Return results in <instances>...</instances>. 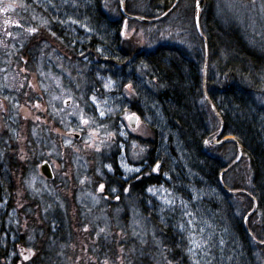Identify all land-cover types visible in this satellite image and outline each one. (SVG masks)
<instances>
[{
    "label": "rangeland",
    "instance_id": "374dc122",
    "mask_svg": "<svg viewBox=\"0 0 264 264\" xmlns=\"http://www.w3.org/2000/svg\"><path fill=\"white\" fill-rule=\"evenodd\" d=\"M32 1L0 0V174L8 168L13 172L11 182L5 181L7 193L1 195L8 202L0 203V227L5 228L10 247L0 248V264H11L13 258L16 264L31 263L43 241L49 249L46 264H174L165 241L155 236L148 219L141 216L142 205L162 213L179 208L178 222L192 264H209L211 254L223 249L228 224L216 211L189 208L165 185L147 186L145 199L134 195L132 184L158 170L143 168L148 157L144 142L151 133L138 114L126 110L133 93L129 86L120 85L124 72L80 49L89 40L95 41L96 48L99 43L86 23L72 17L59 24L63 36H70L67 43L38 9L30 7ZM122 1L125 12L138 18L166 13L161 0ZM195 4L196 0L179 1L161 20L144 23L122 19L118 0H104L107 20L119 23L115 52L131 57L162 45L176 47L198 60L205 84L209 79L216 81L226 60L216 52L210 64L203 50L208 30L205 16L211 13L223 34L236 37L264 57V0H200L198 12ZM68 45L75 47L73 53ZM146 73L144 69L138 74L144 78ZM259 78L262 93L253 97L264 108V70ZM204 96L199 108L211 132L208 142L221 145L218 118ZM223 150L224 156L231 155L228 148ZM239 150L224 182L248 187L247 165L236 166L242 157ZM42 162L49 164L52 180L41 175ZM229 194L231 216L246 227L250 216L242 201L234 198L239 193ZM252 224L260 230L257 218ZM193 240L201 246L195 247ZM250 250L254 264H264V244Z\"/></svg>",
    "mask_w": 264,
    "mask_h": 264
},
{
    "label": "trees",
    "instance_id": "16d2710c",
    "mask_svg": "<svg viewBox=\"0 0 264 264\" xmlns=\"http://www.w3.org/2000/svg\"><path fill=\"white\" fill-rule=\"evenodd\" d=\"M62 1L67 0H34L30 7L38 9L52 24L59 38L62 37L67 43L71 42L69 34L63 36V30L59 29V24L65 18L74 17L88 25L94 33L91 37L99 40L98 47H94L95 41L89 40L81 44L80 49L90 58L94 54L100 62H106L110 67L120 66L124 72L120 85L129 86L133 93L132 100L126 104V110L138 114L151 133V139L144 142L148 147V157L143 168L156 166L158 173L142 177L132 184L131 191L144 198L143 192L147 186L165 185L174 194L180 195L189 208L218 212L229 226L228 235L222 251L211 254L209 264H254L255 257L250 247L264 244V108L257 106L253 94L262 93L259 73L264 70V57L247 48L236 37L231 39L223 34L212 14L207 13L205 19L208 30L203 50H206L210 64L215 61L213 57L216 52H221L226 62L219 67L216 81L209 79L207 86L203 87L198 60L191 58L182 49L162 45L131 57L115 52L119 27L102 14L103 0H68V4ZM70 2H73L74 8L69 5ZM161 2L166 12L175 0ZM76 40L82 41V38ZM67 48L69 53L75 51V47L70 48L68 45ZM144 69L148 76L142 78L139 74ZM116 70L120 71L118 68ZM147 77L150 81L151 78L156 81L148 83ZM203 91L206 92V97ZM202 96L218 118L221 131L218 135L219 142L223 138H229L221 142V145L208 142L211 132L205 113L199 108ZM5 148L4 146L3 150ZM225 148L232 151L231 155L228 153V157L224 156ZM238 149L241 150L242 157L236 166L242 162L247 165L250 175L248 187L224 182L229 171L234 168L231 165L237 161ZM13 165L14 168L18 167ZM12 174L10 168L0 174V203L8 202L1 195L7 193L5 181L9 178L11 182ZM230 191L239 193L234 198L242 201L244 211L250 216L246 227L242 220L232 217ZM194 196L195 202L192 201ZM178 209L162 213L153 207L142 205L140 214L148 219L146 222L155 231V236L160 241H165L167 256L174 264H192L178 222ZM252 211L254 212L251 213ZM254 218L258 219L260 230L252 227ZM45 236H50L47 230ZM8 240L1 224L0 248L4 251L10 247ZM47 248V243L43 241L41 247L35 248L36 256L29 264H46ZM144 263L147 264L146 261ZM11 264H16L15 258ZM133 264L138 263L134 261Z\"/></svg>",
    "mask_w": 264,
    "mask_h": 264
},
{
    "label": "water",
    "instance_id": "95a60500",
    "mask_svg": "<svg viewBox=\"0 0 264 264\" xmlns=\"http://www.w3.org/2000/svg\"><path fill=\"white\" fill-rule=\"evenodd\" d=\"M177 1L178 0H176L175 1V4L177 3ZM199 2H200V0H196V4H195V10H196V12H198V10H199ZM175 4H174V6H175ZM174 6L164 15V16H166L167 14H169L171 11H172V9L174 8ZM122 9V8H121ZM127 18H130V17H127ZM133 19H135V20H137V21H141V22H154V21H157V20H159V19H154V20H143V19H141V18H136V17H133ZM69 105V101H67V102H65L64 103V106H68ZM130 125H131V127H134V123L132 122V121H130ZM221 132V131H220ZM220 132H219V134H220ZM240 151V154H241V150H239ZM40 172H41V174L46 178V179H52V174H51V171H50V167H49V165H48V163L47 162H43L42 164H41V166H40Z\"/></svg>",
    "mask_w": 264,
    "mask_h": 264
},
{
    "label": "bare ground",
    "instance_id": "6f19581e",
    "mask_svg": "<svg viewBox=\"0 0 264 264\" xmlns=\"http://www.w3.org/2000/svg\"><path fill=\"white\" fill-rule=\"evenodd\" d=\"M118 3H119V5H118L119 6V11L123 14V16L120 15V17L122 19L126 18V16L130 17L127 20H133V17H136L137 18V16L133 15V13L130 14V13H126L125 12V6H124V3H123L122 0H118ZM101 11H102V14L105 16L106 14L104 13L103 8L101 9ZM141 19H143V20H151V19H149L147 17H144V16H142ZM114 23H115V25L117 27H119V23L118 22L114 21ZM107 35H111V33H109V34L107 33ZM202 80H203V87L207 86V84L204 83L205 80L203 79V76H202Z\"/></svg>",
    "mask_w": 264,
    "mask_h": 264
},
{
    "label": "snow or ice",
    "instance_id": "6c2138e0",
    "mask_svg": "<svg viewBox=\"0 0 264 264\" xmlns=\"http://www.w3.org/2000/svg\"><path fill=\"white\" fill-rule=\"evenodd\" d=\"M73 22H75V21H73ZM101 115H103V113H101ZM83 122H84V123H87V121H83ZM101 188H103V185H101ZM189 224H191V221H189ZM192 243L195 245V247H200V246H201V245H200L198 242H196L195 240H193ZM189 251L192 252V251H193V248H190Z\"/></svg>",
    "mask_w": 264,
    "mask_h": 264
},
{
    "label": "flooded vegetation",
    "instance_id": "af4514ba",
    "mask_svg": "<svg viewBox=\"0 0 264 264\" xmlns=\"http://www.w3.org/2000/svg\"><path fill=\"white\" fill-rule=\"evenodd\" d=\"M118 12H119V15H122L123 16V14L118 10ZM107 18V17H106ZM0 109H1V104H0ZM1 115V114H0Z\"/></svg>",
    "mask_w": 264,
    "mask_h": 264
}]
</instances>
